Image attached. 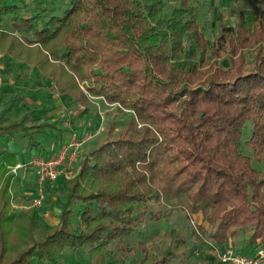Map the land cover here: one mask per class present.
I'll return each instance as SVG.
<instances>
[{
  "label": "trees",
  "instance_id": "16d2710c",
  "mask_svg": "<svg viewBox=\"0 0 264 264\" xmlns=\"http://www.w3.org/2000/svg\"><path fill=\"white\" fill-rule=\"evenodd\" d=\"M60 1L57 13L41 0H0V30L48 46L51 60L89 83L87 94L130 116L108 128L74 179L60 182L58 223L7 261L0 215V264H62L66 252L118 243L149 205L199 216L196 234L210 243L246 234L252 251L264 249V171L254 167L264 165V0H229L262 12L250 23L239 13L212 39L193 0H175L170 17L162 14L166 0ZM15 102L0 112V142L20 135L29 152L40 147L41 131H59L53 120L31 124L37 110L10 119ZM248 121L251 156L240 146ZM14 156L0 146L9 167ZM173 248L141 264H171Z\"/></svg>",
  "mask_w": 264,
  "mask_h": 264
},
{
  "label": "rangeland",
  "instance_id": "374dc122",
  "mask_svg": "<svg viewBox=\"0 0 264 264\" xmlns=\"http://www.w3.org/2000/svg\"><path fill=\"white\" fill-rule=\"evenodd\" d=\"M41 2L48 8H55L57 13L65 8V3L60 0ZM176 6L175 0H166L162 14L170 17ZM32 8L28 4L27 16L32 13ZM190 8L194 9L195 18L207 39L214 38L223 26L234 24L239 13L250 23L262 12L244 2L234 4L229 0H193ZM262 13L264 17V12ZM26 37L11 32L7 27L0 30V112L15 100L14 109L9 114L10 119L17 120L26 112L37 110L41 114L32 117L31 124L53 120L58 122L59 131H41L38 137L40 147L29 152L25 150V140L20 135L0 142L1 148L15 154V164H27L34 157L48 158L58 154L63 145L73 137L86 139L79 145L70 169L66 170L69 177H61L59 182L50 184L42 206L38 208L31 206L36 186L33 168L21 167V173L25 171L23 177L10 175L8 167L12 164L4 161L5 159L0 160L4 261L12 259L28 247L30 239L38 237L46 227L50 228L58 223V201L64 197L60 182L74 179L78 174L79 161L104 141L108 136V128H121L122 123L130 116L127 109L87 94L84 87L89 83L80 81L77 73L71 72L63 62L51 60L48 46L28 43ZM222 65H227L226 59L222 60ZM250 130L251 122L248 121L242 130L240 142L242 152L248 156H251L252 149L244 142L248 140ZM254 167L264 171L263 163L254 164ZM146 209L147 214L139 213L140 220L134 230L123 236L118 243L110 242L104 247L66 252V259L61 261L62 264H141L144 260L154 259L155 252L169 245H173L174 252L178 254L171 264H219L218 254L225 246L242 254L248 251L246 234L235 239L236 244H230L228 239L225 246L220 247L198 237L196 227L200 223L199 216L188 217L178 208L156 205H149ZM151 210L154 211L151 213ZM154 213L160 218L152 220L151 214Z\"/></svg>",
  "mask_w": 264,
  "mask_h": 264
},
{
  "label": "built area",
  "instance_id": "2783aa9c",
  "mask_svg": "<svg viewBox=\"0 0 264 264\" xmlns=\"http://www.w3.org/2000/svg\"><path fill=\"white\" fill-rule=\"evenodd\" d=\"M83 139L73 137L71 141L59 150L58 154L48 157L39 158L34 157L27 164H19L9 167V173L16 175L21 167H32L35 173L36 187L33 198L31 199V206L38 208L42 206L45 198L44 186L45 184H52L60 177L68 178L67 169H70L72 162L76 158V152L79 145L84 142ZM67 159V162L65 160ZM219 264H264V249L259 247L255 249L253 254H241L236 252L230 246L221 250L218 254Z\"/></svg>",
  "mask_w": 264,
  "mask_h": 264
},
{
  "label": "crops",
  "instance_id": "0c3cea01",
  "mask_svg": "<svg viewBox=\"0 0 264 264\" xmlns=\"http://www.w3.org/2000/svg\"><path fill=\"white\" fill-rule=\"evenodd\" d=\"M65 162H67V159L65 160ZM19 164H23V162H19V163H17L16 165H19ZM21 170H22V168H19V170L17 171L16 175H21V177H23V173H24L25 171H22L23 173H21ZM34 177H35V173H34ZM35 187H36V186H35ZM236 240H238V239H236ZM236 240H233V241L229 240V242H230V244L234 245V244H236ZM224 244H226V242H225ZM224 244L221 245L220 247H224V246H225ZM225 247H229V246H225ZM225 247H224V248H225ZM246 250L249 251L247 254H253V252H254V251H252V250L250 249V247H247ZM220 251H221V250H220ZM244 252H247V251H244Z\"/></svg>",
  "mask_w": 264,
  "mask_h": 264
}]
</instances>
